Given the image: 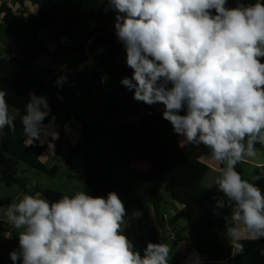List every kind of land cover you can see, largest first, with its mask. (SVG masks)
<instances>
[{
	"label": "clouds",
	"instance_id": "clouds-1",
	"mask_svg": "<svg viewBox=\"0 0 264 264\" xmlns=\"http://www.w3.org/2000/svg\"><path fill=\"white\" fill-rule=\"evenodd\" d=\"M107 0L115 36L126 52L131 77L120 83L133 99L163 105L162 118L180 144L203 145L222 165L216 188L232 206L224 236L232 255L242 238H264V194L242 178L238 163L264 147V0ZM66 80L60 76L56 84ZM7 93L0 90V132L15 131ZM24 134L32 145L45 134V97L29 93ZM183 113V114H181ZM264 168V165H257ZM264 178V171L252 176ZM225 203L216 201V208ZM218 214V213H217ZM127 210L115 191H84L50 202L40 192L7 206L6 222L18 234L13 264H170L167 243L147 242L141 251L122 230Z\"/></svg>",
	"mask_w": 264,
	"mask_h": 264
},
{
	"label": "trees",
	"instance_id": "trees-1",
	"mask_svg": "<svg viewBox=\"0 0 264 264\" xmlns=\"http://www.w3.org/2000/svg\"><path fill=\"white\" fill-rule=\"evenodd\" d=\"M237 2L254 4L257 0H228L226 6L234 7ZM13 5L23 12L32 10L22 24L35 42H38L43 31L55 29V39H68L72 45L69 51L80 53L83 59L86 58L89 43L95 40L94 46H100L96 39L98 34L107 36V46L99 71L89 79L63 84L57 89H51L43 82L23 59L4 58L0 49V90L7 93L10 110L17 112L15 131L5 127L0 132V184L8 188L15 185L24 187L25 179L20 178L23 165L50 177L60 174L59 166L49 168L45 164V146L28 144L21 119L32 89L37 90V96L49 91L48 104L52 113L45 118L44 125L51 118L58 117L65 105L66 119L60 127V147L66 142L65 128L70 118L74 117L82 126V136L77 144L68 153L59 148L56 155L63 158L67 166H72L79 158L85 161L84 192L106 196L108 192L115 191L121 200L127 201L136 190L138 177L133 169V159L135 151L139 150L142 153L139 158L146 156L151 163L150 169L139 176L152 186L155 218L163 231L164 240L167 234L162 205L168 195L172 201L183 206L182 211L170 218L168 224L176 229L180 222H184L185 227L180 228L179 232H190L189 242L195 251L206 256L210 263L222 264L232 258V249L225 251L217 238L209 239L211 230L225 227L224 216L232 211L230 202L222 193L203 186V181L213 171L201 161V158L211 156L209 149L197 150L195 146L183 149L181 138L172 131L171 124L162 118L161 112L155 109V104L148 106L135 101L132 91L121 85L123 77H131L132 69L126 65V52L115 36L116 13L108 8L107 0H14ZM0 15H4L8 25L20 19L7 2H0ZM90 21L98 22L101 28L85 32V23ZM261 62H264V58H261ZM103 71L116 78L119 84L101 111L89 118L87 113L92 108V97L101 90L98 82ZM45 72L56 73L50 69H45ZM239 165H236V170L245 179ZM36 192L50 202L68 195L41 188H36ZM217 200L224 201L223 209L216 208ZM11 203L10 198L0 199V210ZM125 208L131 213L145 211L139 199L132 204L127 201ZM10 232V225L0 220V238ZM12 239L18 246V234L12 232ZM152 242L155 243L154 235ZM240 242L244 245V251L234 255L235 264H264V239H241Z\"/></svg>",
	"mask_w": 264,
	"mask_h": 264
},
{
	"label": "crops",
	"instance_id": "crops-1",
	"mask_svg": "<svg viewBox=\"0 0 264 264\" xmlns=\"http://www.w3.org/2000/svg\"><path fill=\"white\" fill-rule=\"evenodd\" d=\"M13 1L14 0H0V2H7L8 4H13ZM31 13L32 10L24 11L23 17L17 19L12 25L6 24L4 15H0V49L3 52L4 58L23 59L30 68L34 69L39 74L43 82H45L51 89H57L63 84H69L71 82H78L81 80L89 79L94 73L99 71L107 46V36L105 34L100 33L97 35L96 39L100 43V46H94L95 40L89 43L86 48V58L83 59L80 53L69 51L67 42L70 43V41L68 39L63 41H57L55 39V29H48L46 31H43L38 37V42H35L30 36H28L22 23L27 20ZM94 22L95 23H91L89 25V28H87L85 32L88 33L93 31L94 29L101 28V25L98 22ZM106 57L108 58L107 55ZM45 69L54 70L56 71V73L48 74L47 72H45ZM103 74L107 75V82L104 85H100V91L94 93L92 99V108L87 113L89 118L96 116L101 111L109 95L112 93H106L103 90V87L108 86L110 80V76L107 74V71H103ZM60 76H65L66 80L62 84L57 85L56 80ZM118 84H116L115 89L117 88ZM47 92L51 96V93L49 91H46V93ZM58 99L63 101V98L60 96H58ZM51 113L52 111L49 109V115H51ZM10 114L15 117L17 116V112H14L12 110H10ZM65 119L66 111L65 105H63V108L59 111V116L51 118L50 121L45 125L47 126L45 134H42L40 140H37L33 143H38L40 146L46 147L43 160L49 168L55 165H60L59 167L61 168L63 164H66L63 158L56 155V151L60 148L61 151L68 153L77 144L82 136L81 124H79L74 117L70 118L65 128L66 142L61 148L60 127L65 122ZM28 144L30 143L28 142ZM183 145L185 149H190L194 146L192 144ZM49 154L52 156L53 160H49ZM204 159L210 162V167L213 169V171L220 172L222 165L219 164V166L217 162L212 160V158H201V160ZM257 159L258 158H256V160ZM50 162L52 163L51 165L49 164ZM241 164L243 165L244 162L240 163L239 167L241 166ZM253 165H264V159L261 158L259 162H254ZM144 166L145 165L144 163H142L141 159L136 162H134L133 159V169L137 167L140 173L146 172L150 169L149 167V169L144 170ZM31 170L32 169L26 165H23L21 167L22 173L26 175L31 174ZM241 172L243 175L242 168ZM140 178L141 177H139L138 179ZM245 179L248 180V178ZM26 188L27 186L24 184L23 189L25 190V194H27ZM8 189L12 190L13 187L8 188L5 185L0 184V199L10 198L12 200V203H14L15 200L12 199L11 194L10 196H7V193L9 192ZM28 193L32 195L30 192ZM148 193L152 198L151 185L149 186ZM167 205L170 209V212L163 214L164 217L166 216L169 219L178 215L183 209V206L181 204L176 203L172 200ZM6 209L7 207L0 210V220L4 222H6V217L4 216V212L6 211ZM144 209L145 211H137L133 216H131L132 218L128 216V218L125 219L127 222V227L122 229L129 238H136L134 240V245L136 246L137 250L141 251V254L144 247H146L147 242L151 241V236L153 238L154 235V241L155 243H157L160 242V236L158 234L159 230L161 231V233H163V231L159 228L155 218L153 198L152 209L150 210L149 207L146 208V205H144ZM143 216L146 218V220L154 216L155 224H152L149 221L148 224L144 225V223L140 222ZM146 220L144 221L145 223ZM166 227L168 228V225H166ZM182 227H185L184 222H180L176 229L169 225L170 235H167L166 237L167 239L170 238L176 241L175 248L171 249L170 252V264H217L210 263L206 256L199 254L192 248L189 242L190 232L186 230L183 233H180L179 230ZM10 230V233H7L0 238V264H13V262L9 258V252L17 248L18 246L13 242L12 232L19 234V232L22 230L15 229L11 226ZM167 231L168 230H166V234L168 233ZM224 232L225 227L215 228L209 232V239L213 240L217 238L220 241L223 249L225 251H228L231 250V246L225 238ZM171 235H173L174 238H172ZM167 239L165 238L164 243H167ZM242 239L247 238L245 237ZM222 264H235V257L233 256Z\"/></svg>",
	"mask_w": 264,
	"mask_h": 264
},
{
	"label": "rangeland",
	"instance_id": "rangeland-1",
	"mask_svg": "<svg viewBox=\"0 0 264 264\" xmlns=\"http://www.w3.org/2000/svg\"><path fill=\"white\" fill-rule=\"evenodd\" d=\"M95 23L93 22H87L85 23V28L84 31L89 28L90 24ZM91 30V29H90ZM109 84L106 87H103L104 92H113L115 90V86L116 84L119 83V81L114 78V77H110L109 78ZM31 92H34L35 94H37V90L36 89H32ZM30 92V93H31ZM43 97L46 98V100L48 101V99L50 98V94L46 91L41 95ZM30 99V97H29ZM93 99V97H92ZM93 101V100H92ZM163 105L161 104H155V109L160 111L162 114L163 111ZM182 148L185 149L184 145L181 144ZM197 150H202L203 148H205V146L203 145H199L196 146ZM257 148V156L253 159V158H249L248 159V163L244 162V164H241V168L243 170V176L244 178H248L249 182L255 183L258 187H260L262 194H264V178H262L259 181H253L252 180V176L255 174L260 173L261 171H264V168H258L257 166L253 165L254 162H259L261 158L264 159V147H261L259 144L256 145ZM186 150V149H185ZM142 153L139 152V150L135 151V155H134V162L140 160L139 155H141ZM211 158V156L209 157ZM256 158H258L256 160ZM49 160H53L52 156L49 154ZM142 163H144V170L149 169V167L151 166V163L148 160V157L146 156H142L141 158ZM206 166L210 167V162L206 159L201 160ZM50 165L52 164L51 162L49 163ZM218 164V163H217ZM219 165V164H218ZM60 166V165H59ZM86 163L83 159L79 158L72 166H67L66 164H63L61 167V172L57 177H50L48 175L42 174V173H38L34 170H31V174H23L21 171L20 174V178L25 179L24 184L27 186L26 191L27 194H29L28 192H30L32 195L35 194L36 192V188H41L43 190L46 189H51V190H55V191H59L65 194H68L70 196H73L76 192L79 191H84L86 184ZM220 166V165H219ZM143 170V168H142ZM141 170V171H142ZM135 174H137V177L139 178L140 176V172L138 170V168H134ZM220 175V172H215L212 171L203 181V186L206 189H212L215 191H218L215 185V180L216 178ZM137 178V184H136V190L135 193L127 200L130 204L133 203V200L135 199H139L142 201L143 205H146V208L149 207L150 210L152 209V198L150 196V194L148 193V189H149V184L147 182L144 181L143 178L138 179ZM8 195L7 196H12V199L15 200V202H18V200L20 198H22V195L25 194V190L23 189V187L21 185H15L13 187V189H8ZM219 192V191H218ZM221 193V192H220ZM124 205L126 204L127 201L123 200ZM166 201L169 203L171 201L170 196L167 195L166 197ZM165 202L162 205V212L163 213H169L170 209L168 207V203ZM127 215L125 217L128 218V216H130V218H132L131 216H133L135 213H131V211H129L127 208ZM146 220V218L143 216L142 220L140 221L141 223H144V225L148 224L149 221L153 224H155V218L154 216H152L151 218L146 220V223L144 222ZM126 220L124 222V225H122V229H124L125 227H127L126 225ZM175 233V232H174ZM159 236H160V242L164 243V238H163V233H161V231L159 230L158 232ZM176 234V233H175ZM167 236V235H166ZM136 238H132V242L134 243V240ZM167 239V237H166ZM14 242V241H13ZM151 242H152V236H151ZM167 244L169 245L170 249H174L176 246V241L168 238L167 239ZM1 263V261H0Z\"/></svg>",
	"mask_w": 264,
	"mask_h": 264
},
{
	"label": "built area",
	"instance_id": "built-area-1",
	"mask_svg": "<svg viewBox=\"0 0 264 264\" xmlns=\"http://www.w3.org/2000/svg\"><path fill=\"white\" fill-rule=\"evenodd\" d=\"M9 6L13 9L14 14H15L16 17H18V18H22V17H23V11H22L21 9H17V8H15L13 4H9ZM67 46H68L69 48L72 47L71 43H69V42H67ZM106 82H107V75H106V74H103V75L100 77V80H99L98 84H100V85H104ZM164 220H165V222H166V225H168V228L166 227V230H168V231H167V232H168L167 235H170V234H169V233H170V232H169V224H168V222H169V218L165 216V217H164ZM171 237L174 238L173 235H171Z\"/></svg>",
	"mask_w": 264,
	"mask_h": 264
}]
</instances>
